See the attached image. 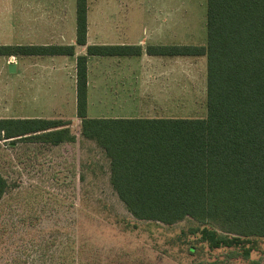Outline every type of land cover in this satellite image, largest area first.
Returning <instances> with one entry per match:
<instances>
[{
    "label": "trees",
    "instance_id": "1",
    "mask_svg": "<svg viewBox=\"0 0 264 264\" xmlns=\"http://www.w3.org/2000/svg\"><path fill=\"white\" fill-rule=\"evenodd\" d=\"M87 13L88 0H75V42L85 47L75 59L76 116L80 135L108 158L118 199L137 220L172 225L191 218L200 224L192 233L210 250L237 247L248 258L264 238V0H206L204 44L146 45L147 55L205 57L201 118L88 117L87 57L139 56L143 49L88 44ZM74 54V45L0 44V56ZM69 124L0 118V141L75 142ZM7 189L0 173V200ZM13 226L0 223V264H35L39 257L49 264L41 243H10Z\"/></svg>",
    "mask_w": 264,
    "mask_h": 264
},
{
    "label": "rangeland",
    "instance_id": "2",
    "mask_svg": "<svg viewBox=\"0 0 264 264\" xmlns=\"http://www.w3.org/2000/svg\"><path fill=\"white\" fill-rule=\"evenodd\" d=\"M42 1L46 11H54L53 0ZM28 2L37 4L38 0H0V44L62 41L68 32L29 30L33 26L59 25L50 24L45 17L41 25H33L31 21L40 18L31 15L46 12L26 7ZM205 2L88 0L89 36L100 42H135L144 37L145 46L204 44ZM68 3L63 0L64 13ZM162 25L172 28H153ZM110 26L117 30H109ZM28 59L0 56V116L67 119L77 138L56 146L31 140L10 146L0 141V173L8 182L0 200V223H14L10 243L34 249L41 243L39 252L48 255L49 264H264V238L259 239L258 251L243 258L237 247L210 250L205 242L197 240L198 234L192 233L191 229L200 224L191 218L172 225L135 219L110 185L109 160L103 150L80 135V122L70 104L69 78L61 80L51 73L57 65L53 60L31 58L30 63ZM11 63L16 64L14 73L7 69ZM38 67L49 71L40 73ZM170 68L175 72L174 110L155 116L205 117V57H175L168 63ZM103 112L90 108L87 115L109 116ZM132 114L154 116L153 112ZM39 259L35 264L42 263Z\"/></svg>",
    "mask_w": 264,
    "mask_h": 264
},
{
    "label": "crops",
    "instance_id": "3",
    "mask_svg": "<svg viewBox=\"0 0 264 264\" xmlns=\"http://www.w3.org/2000/svg\"><path fill=\"white\" fill-rule=\"evenodd\" d=\"M29 1V0H25ZM54 6L52 12L46 11L42 0H38L37 4L27 3L26 7L44 11L40 14L36 11L32 17H39V20L31 21L33 25H41L42 18H47L50 24H58L57 28L29 27L30 31L51 30L53 32H68L62 38V41L53 43H27L35 45L59 44V45H74L75 54L71 56H23L29 58L30 63L33 59L38 58L39 61L53 60L57 65L53 67L51 73L60 76L61 80H70L72 88V96L70 104L76 115V92H75V59L78 54L85 53V47L76 45L75 42V0H69L67 13L63 12V0H53ZM48 7V5H47ZM44 8V9H43ZM89 12V4H88ZM65 18V20H64ZM89 13H87V43L88 44H137L143 49L139 56H88L87 57V112L90 108L92 112H103L100 117H148L139 116L141 112H172L175 106V72L172 68L168 69V63L174 60V56H153L145 53L146 39L143 37L135 42H127L123 39L100 42L91 39L89 36L88 27ZM30 23V24H32ZM53 25V26H54ZM169 26H156L153 28H161L164 31H169ZM117 30L115 27H109V30ZM149 30V29H146ZM159 44V43H150ZM148 44V45H150ZM168 45L169 43H161ZM14 45V44H13ZM181 57V56H177ZM171 60V61H169ZM41 63V62H39ZM16 65V64H15ZM8 67V66H7ZM2 68H0L1 72ZM48 72L47 69L38 67L40 73ZM180 86V85H179ZM41 96V95H40ZM97 97V99H96ZM41 109H39L40 111ZM1 111V110H0ZM128 114H122V113ZM112 113V114H111ZM114 113V114H113ZM77 117V116H76ZM166 117V116H161ZM0 118H44L40 115H31L23 117H2ZM44 119H62V118H44ZM65 120V119H62ZM67 120V119H66ZM69 121V120H67ZM70 123V121H69ZM70 125V124H69ZM70 127V126H69ZM75 135V134H74ZM76 136V135H75ZM77 138V137H76ZM76 141V140H75ZM39 142V141H34ZM44 143V142H39ZM73 143V142H64ZM49 144V143H48ZM62 144V143H60ZM51 145V144H50ZM59 145V144H58ZM56 146V145H53Z\"/></svg>",
    "mask_w": 264,
    "mask_h": 264
},
{
    "label": "water",
    "instance_id": "4",
    "mask_svg": "<svg viewBox=\"0 0 264 264\" xmlns=\"http://www.w3.org/2000/svg\"><path fill=\"white\" fill-rule=\"evenodd\" d=\"M7 69L9 73H14L16 70V65L14 63L8 64Z\"/></svg>",
    "mask_w": 264,
    "mask_h": 264
},
{
    "label": "built area",
    "instance_id": "5",
    "mask_svg": "<svg viewBox=\"0 0 264 264\" xmlns=\"http://www.w3.org/2000/svg\"><path fill=\"white\" fill-rule=\"evenodd\" d=\"M9 63H10V60H9Z\"/></svg>",
    "mask_w": 264,
    "mask_h": 264
}]
</instances>
